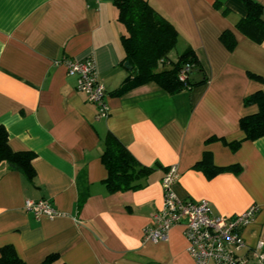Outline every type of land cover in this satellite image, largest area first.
Wrapping results in <instances>:
<instances>
[{
  "label": "crops",
  "instance_id": "1",
  "mask_svg": "<svg viewBox=\"0 0 264 264\" xmlns=\"http://www.w3.org/2000/svg\"><path fill=\"white\" fill-rule=\"evenodd\" d=\"M147 1L178 28L181 52L194 50L200 67L190 79L203 83L171 94L149 82L115 95L129 75L115 0H0V125L13 151L32 154L33 169L28 176L0 164V251L12 245L26 264L52 254L51 264H197L181 226L165 241L143 238L163 206L166 169L175 166L179 198L206 199L220 216L258 205L242 234L264 254V135L245 139L240 126L259 110L245 98L264 91V41L237 29L246 14L242 0H219L220 7L216 0ZM254 1L264 8V0ZM224 30L237 39L233 50L220 39ZM63 57L93 58L108 117L97 116L76 77L55 64ZM108 132L153 168L140 187H107ZM205 151L229 169L209 178L194 166ZM42 198L60 214L36 217L25 209L26 199Z\"/></svg>",
  "mask_w": 264,
  "mask_h": 264
},
{
  "label": "trees",
  "instance_id": "2",
  "mask_svg": "<svg viewBox=\"0 0 264 264\" xmlns=\"http://www.w3.org/2000/svg\"><path fill=\"white\" fill-rule=\"evenodd\" d=\"M242 1L246 14L238 21L236 27L253 41L262 43L264 41V8L254 0ZM115 3L119 9V19L127 30V34L122 37L125 49L123 62L128 61V65L131 66L129 75L113 92L115 95H122L149 82H156L173 94L205 81L203 79L194 82L190 79V74L200 67L193 49H186L176 60L170 58V53L177 45L179 30L170 20L156 11L147 0H115ZM215 5L220 7V1L216 0ZM226 11H228L227 8H224V12ZM220 39L230 50H233L237 44V39L231 30H224ZM187 63H190L192 68L187 80L182 81L179 78V72ZM251 75L260 77L252 73ZM262 81H264L263 78ZM245 104H257L259 107L258 112L245 116L240 121V126L245 132V139L263 136L264 91H257L247 96ZM238 145L239 142L233 144V148ZM31 159V153L15 152L10 148L8 132L5 126L0 125V164L6 162L9 167L31 176L33 174ZM102 161L108 169L106 185L111 191H125L140 187L142 179L146 178L153 169L142 165L112 132H108L105 137ZM194 166L203 169L209 178L220 171L229 169V167L213 164L208 151L204 152L203 158ZM84 200L85 197L81 196L79 205ZM56 258V254L49 255L40 264H51ZM0 264L26 263L12 245H5L0 251Z\"/></svg>",
  "mask_w": 264,
  "mask_h": 264
},
{
  "label": "built area",
  "instance_id": "3",
  "mask_svg": "<svg viewBox=\"0 0 264 264\" xmlns=\"http://www.w3.org/2000/svg\"><path fill=\"white\" fill-rule=\"evenodd\" d=\"M55 64H63L67 73L76 77L77 89L85 93L88 102L96 104L97 116H109L106 88L98 79L93 58L63 57ZM191 68L192 65L187 63L180 70L179 78L182 81L187 80ZM177 178L176 167H169L162 179L163 206L152 215L151 223L145 226V241H165L173 227L181 226L188 242V251L197 264H246L250 257L259 263L264 261V254L258 248H250L242 234L243 228L255 219L258 205L253 204L233 216H220L213 212L206 199L194 201L179 198L174 191ZM24 207L36 217L54 218L60 214L49 200L43 198L26 199Z\"/></svg>",
  "mask_w": 264,
  "mask_h": 264
},
{
  "label": "rangeland",
  "instance_id": "4",
  "mask_svg": "<svg viewBox=\"0 0 264 264\" xmlns=\"http://www.w3.org/2000/svg\"><path fill=\"white\" fill-rule=\"evenodd\" d=\"M182 53L178 46H176L173 51L170 53V58L176 60L179 54Z\"/></svg>",
  "mask_w": 264,
  "mask_h": 264
},
{
  "label": "water",
  "instance_id": "5",
  "mask_svg": "<svg viewBox=\"0 0 264 264\" xmlns=\"http://www.w3.org/2000/svg\"><path fill=\"white\" fill-rule=\"evenodd\" d=\"M124 65H125L128 69H131V66L128 65V61H126V62L124 63Z\"/></svg>",
  "mask_w": 264,
  "mask_h": 264
}]
</instances>
